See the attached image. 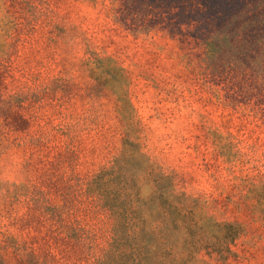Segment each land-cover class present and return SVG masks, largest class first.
<instances>
[{
    "label": "rangeland",
    "instance_id": "obj_1",
    "mask_svg": "<svg viewBox=\"0 0 264 264\" xmlns=\"http://www.w3.org/2000/svg\"><path fill=\"white\" fill-rule=\"evenodd\" d=\"M260 13L264 0H0L4 264H93L111 221L80 191L124 140L139 153L126 173L172 178L201 207L206 241L224 236L218 224L241 225L234 257L208 249L206 264H264L246 184L264 174L255 48L241 69L206 49L210 36L253 42L243 30ZM77 224L95 235L80 246Z\"/></svg>",
    "mask_w": 264,
    "mask_h": 264
},
{
    "label": "trees",
    "instance_id": "obj_2",
    "mask_svg": "<svg viewBox=\"0 0 264 264\" xmlns=\"http://www.w3.org/2000/svg\"><path fill=\"white\" fill-rule=\"evenodd\" d=\"M245 29L244 32L255 29L251 35L253 42L242 39L239 33L230 40L225 36H210L206 49L209 53L216 46L218 54L229 57V66L241 69L246 54L254 57L252 45L256 53L251 63L253 71L264 82V15L260 13ZM138 154V147L124 140L122 151L112 165L95 173L83 193L80 191V197L84 194L92 198L111 221L105 246L99 256L92 258V263L206 264L201 253L208 249L216 254L218 250V259L223 262L234 257L232 246L243 233L241 225L218 224L225 231L224 236L206 241L201 207L198 203L192 205L188 195L177 191L172 178L163 173H126L125 165L136 163ZM254 180L246 184L250 183V193L264 217V174L259 181ZM164 182L168 183L167 189L162 185ZM71 233V240L78 246L95 236L81 224ZM0 264H4L1 254Z\"/></svg>",
    "mask_w": 264,
    "mask_h": 264
}]
</instances>
